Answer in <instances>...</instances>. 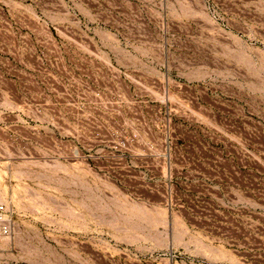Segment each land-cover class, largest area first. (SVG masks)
I'll list each match as a JSON object with an SVG mask.
<instances>
[{"label": "rangeland", "instance_id": "374dc122", "mask_svg": "<svg viewBox=\"0 0 264 264\" xmlns=\"http://www.w3.org/2000/svg\"><path fill=\"white\" fill-rule=\"evenodd\" d=\"M0 264H264V0H0Z\"/></svg>", "mask_w": 264, "mask_h": 264}, {"label": "built area", "instance_id": "2783aa9c", "mask_svg": "<svg viewBox=\"0 0 264 264\" xmlns=\"http://www.w3.org/2000/svg\"><path fill=\"white\" fill-rule=\"evenodd\" d=\"M14 230L12 211L7 203L0 200V243L9 239Z\"/></svg>", "mask_w": 264, "mask_h": 264}]
</instances>
